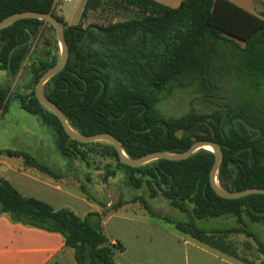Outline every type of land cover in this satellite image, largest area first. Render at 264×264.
<instances>
[{"label": "trees", "instance_id": "obj_1", "mask_svg": "<svg viewBox=\"0 0 264 264\" xmlns=\"http://www.w3.org/2000/svg\"><path fill=\"white\" fill-rule=\"evenodd\" d=\"M104 1L87 0L86 11L98 9ZM109 1L135 8L142 16L83 27L69 25L57 15L55 0H0V22L25 11L51 13L61 22L70 58L44 92L74 130L88 136L113 134L131 158L152 152L183 153L198 140L214 141L224 152L218 172L221 187L264 189V18L228 0H183L176 8L155 0ZM46 30L54 27L36 19L19 20L1 30L0 71L16 77L31 61L37 85L60 59L51 48L31 52ZM55 50L57 54L58 43ZM176 90H192L212 111L192 108L180 117L163 115L159 104ZM17 98L24 111L54 130L62 156L86 161L80 148L99 143L72 140L59 118L38 101L35 90ZM8 103L9 89L0 86V112ZM110 148L125 168L129 186L145 188L152 199L164 198L188 219L162 215L143 201L152 217L210 245L214 235L244 234L254 239L264 256V241L250 227L264 224V195L236 200L218 196L210 182L213 152L202 149L182 161L160 159L133 168L120 162L113 145ZM17 155L28 166L59 177L32 155ZM122 205L119 202L112 210ZM0 215L13 224L62 235L78 264H116V251L122 249L107 238L104 215L89 212L82 218L68 208L54 209L23 196L1 176ZM222 217H235L238 225L213 233L196 225Z\"/></svg>", "mask_w": 264, "mask_h": 264}, {"label": "rangeland", "instance_id": "obj_2", "mask_svg": "<svg viewBox=\"0 0 264 264\" xmlns=\"http://www.w3.org/2000/svg\"><path fill=\"white\" fill-rule=\"evenodd\" d=\"M155 1L176 8L183 0ZM86 2L87 0H55V12L63 17L69 25H82L83 27L91 24L108 26L142 16L135 8L123 7L109 0H105L96 10L86 11ZM263 12L264 8L255 15L264 18ZM50 42L52 46L48 44ZM56 43L59 46L55 29L53 31L46 30L43 37L34 42L31 52L51 48L53 55L60 58V46L59 52L56 54ZM31 70V61L27 60L16 77L0 71V86L9 89L8 107L6 111L0 112V176L2 178L6 180L9 178L13 186H19L24 192L26 177L31 176V172L46 176V174L28 166L24 157L18 156L17 153L25 152L32 155L59 175L58 178H52L57 183L56 186L62 188L64 192L72 194L64 197L55 196L51 200V205L55 208H68L82 218L89 212H95L94 208L99 209L104 215L103 219L107 221V225L104 227L106 235L126 230L136 231L141 228L122 222L117 217L108 218V215L114 211L112 206L119 202L124 204L117 210L119 214L132 215L134 212L147 214L148 211L143 201H148L154 210L162 215L182 221L188 219L185 213L172 207L164 198L152 199L145 188L136 189L129 186L126 181L127 172L111 154L109 143L99 142L81 147L80 149L86 153V161L80 157L62 156L57 149L54 130L40 117L24 111L17 98V96L30 95L35 90L36 84ZM158 108L163 115L168 117H180L192 108L212 111L211 107L205 108V105L194 97L192 90H176L169 98L164 99ZM72 196H79L85 201H78L76 197ZM161 221L171 227L174 226L164 220ZM196 225L199 229H224L238 224L235 217H222L211 219L208 223L197 221ZM250 227L264 241V224H253ZM211 237L209 236V238ZM227 238L226 235H214L212 246L224 248V252L242 262L264 264V256L254 239L241 235L239 241L232 242ZM237 245L240 246V253H237Z\"/></svg>", "mask_w": 264, "mask_h": 264}, {"label": "crops", "instance_id": "obj_3", "mask_svg": "<svg viewBox=\"0 0 264 264\" xmlns=\"http://www.w3.org/2000/svg\"><path fill=\"white\" fill-rule=\"evenodd\" d=\"M228 1L252 14H258L264 8V0ZM7 180L10 181L9 178ZM56 184L48 175L42 176L31 172V176L26 177L24 192L19 186H14L24 196L51 205V200L55 196L72 195L64 192ZM72 197H76L78 201H85L79 196ZM94 210L102 214L99 209L94 208ZM114 217L141 227L136 231L126 230L106 235L111 244L120 245L122 248L116 251V264H252L242 262L219 248L201 242L148 213L119 214L116 210L108 215L109 219ZM202 221L208 223L210 220ZM106 225L107 221L103 219V227ZM224 229L203 228L202 230L213 233ZM241 235L244 234L226 236L229 241L236 242ZM236 249H238L237 253H240V246L237 245ZM0 264H78V262L74 250L66 245L62 235L13 224L6 215H0Z\"/></svg>", "mask_w": 264, "mask_h": 264}, {"label": "water", "instance_id": "obj_4", "mask_svg": "<svg viewBox=\"0 0 264 264\" xmlns=\"http://www.w3.org/2000/svg\"><path fill=\"white\" fill-rule=\"evenodd\" d=\"M24 19H36L44 21L52 25L55 29L61 50L60 59L55 66L50 68L40 77L35 88V96L46 109L54 113L59 118L64 131L72 140H75L79 143H109L115 147L120 162L133 168L140 167L160 159L169 161H182L188 159L193 154L199 152L202 149L208 150V148H211L210 151L215 155V162L210 173V182L213 190L218 196L228 200H236L254 194L264 195V189L261 188H250L242 191H229L221 187L218 182V172L224 157V152L222 147L214 141L198 140L194 144H192L189 150L183 153L152 152L140 158H131L124 151L119 139L113 134L99 133L88 136L74 130L68 123L63 111L51 99H49L44 92V86L46 85V83L49 82L54 76H56L67 66L70 58L69 46L66 42L64 28L61 22L51 13L25 11L10 15L7 18L3 19L0 22V31L17 21Z\"/></svg>", "mask_w": 264, "mask_h": 264}, {"label": "bare ground", "instance_id": "obj_5", "mask_svg": "<svg viewBox=\"0 0 264 264\" xmlns=\"http://www.w3.org/2000/svg\"><path fill=\"white\" fill-rule=\"evenodd\" d=\"M211 150V148H208V151H210Z\"/></svg>", "mask_w": 264, "mask_h": 264}]
</instances>
